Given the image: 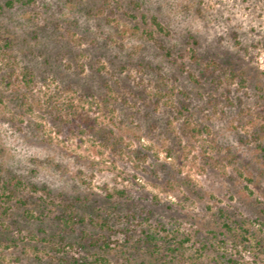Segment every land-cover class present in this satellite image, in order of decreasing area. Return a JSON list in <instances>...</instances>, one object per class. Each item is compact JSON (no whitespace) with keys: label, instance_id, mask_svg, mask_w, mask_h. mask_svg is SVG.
Returning a JSON list of instances; mask_svg holds the SVG:
<instances>
[{"label":"rangeland","instance_id":"obj_1","mask_svg":"<svg viewBox=\"0 0 264 264\" xmlns=\"http://www.w3.org/2000/svg\"><path fill=\"white\" fill-rule=\"evenodd\" d=\"M7 1L0 264H264V0Z\"/></svg>","mask_w":264,"mask_h":264},{"label":"trees","instance_id":"obj_2","mask_svg":"<svg viewBox=\"0 0 264 264\" xmlns=\"http://www.w3.org/2000/svg\"><path fill=\"white\" fill-rule=\"evenodd\" d=\"M34 0H10L6 2L7 7H13L14 3H30ZM142 21L145 25H150L152 26L155 30H157L159 33H163V34H168V32L166 31V29L164 28V26L158 21V19L153 16L150 19H148V17L144 14H142ZM3 192H6V188H3ZM11 198V197H10ZM30 218H37L34 217L33 215H28ZM65 225L68 226L70 225V222L68 221H64Z\"/></svg>","mask_w":264,"mask_h":264}]
</instances>
